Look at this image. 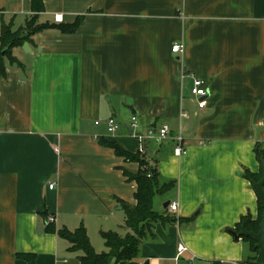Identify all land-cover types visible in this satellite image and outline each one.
<instances>
[{
    "label": "crops",
    "instance_id": "1",
    "mask_svg": "<svg viewBox=\"0 0 264 264\" xmlns=\"http://www.w3.org/2000/svg\"><path fill=\"white\" fill-rule=\"evenodd\" d=\"M41 1L34 11L31 0H0V32L34 15L48 26L13 47L21 65L5 58L0 73V264H29L17 254L78 264L82 253L47 225L84 227L96 252L106 250L102 231L126 232L120 202L134 205L137 190L126 172L140 165L103 140L155 168L158 188L170 184L152 205L171 221L153 225L138 264H246L249 243L233 232L259 214L244 173H261L264 152V0ZM78 17L72 32L58 29ZM191 76L207 84L203 108ZM132 115L139 132L166 124L168 136L140 153ZM108 118L119 122L114 134Z\"/></svg>",
    "mask_w": 264,
    "mask_h": 264
},
{
    "label": "trees",
    "instance_id": "2",
    "mask_svg": "<svg viewBox=\"0 0 264 264\" xmlns=\"http://www.w3.org/2000/svg\"><path fill=\"white\" fill-rule=\"evenodd\" d=\"M34 11L42 9L41 0H31ZM80 17L72 25H58V29L62 32H72L79 23ZM47 25L38 24L36 16H32L23 28L13 29L11 25L1 23L0 32V73H4L3 60L6 58L13 65L20 66L21 63L11 55V50L17 45H21L30 40L31 35L45 29ZM102 143L114 149L115 153L124 156L127 160L136 159L139 161V170L136 174L126 172V176L130 180H135L137 183V190L135 193L136 203L134 205H127L120 202V207L124 211V228L125 233L116 231H102L101 238L106 247L105 251L96 252L87 236L84 227L80 226L74 231L66 229L55 230L52 225H47L45 230L49 233L56 232L59 236L68 240L70 251H80L82 254L78 257V264H138L137 256L140 250V244L147 236L152 235V228L156 222H169L171 219L167 215L160 214L153 209L152 200L154 195L159 191L165 190L170 184L163 185L158 188V174L155 168H151L150 172L147 170V162L144 159L133 156L123 150L117 143L103 140ZM256 157L261 163V158L264 159V152L257 151ZM244 176L251 182L258 181L262 177V168L260 174H252L245 171ZM253 188V186H252ZM264 189V186H263ZM258 217L253 220L250 215L241 218L237 224V232L244 226L246 230L257 231L259 228L262 208L259 203ZM243 240L249 243L250 250L257 254L259 260V253L254 248V241L246 236H242ZM21 259H24L29 264H35L34 254H17ZM251 259L248 258L246 264H250Z\"/></svg>",
    "mask_w": 264,
    "mask_h": 264
},
{
    "label": "built area",
    "instance_id": "3",
    "mask_svg": "<svg viewBox=\"0 0 264 264\" xmlns=\"http://www.w3.org/2000/svg\"><path fill=\"white\" fill-rule=\"evenodd\" d=\"M56 19H61V17L56 16ZM183 51V45L180 43H175L171 46V52L173 53H181ZM189 75L188 73L184 72L181 74V76L185 77ZM192 77V86L190 88V95L191 98L194 99L197 102L198 108H203L206 105L205 97L208 94V87L204 80L196 77ZM99 121H95V124H99ZM105 126L106 131L108 134H114L117 129L119 128V122L114 118H108L105 120ZM130 128L132 129V136L135 137L138 142L140 143L139 152L143 153V142L145 140H155L160 141L163 140L168 136L169 133V127L166 124H162L156 129H147L144 133L139 132V120L136 115H132L130 117ZM175 139V147H174V155L180 156L185 152L184 147L182 146V136L180 134L176 135L174 137ZM49 188L54 187V183H51L48 185ZM170 212H176L178 210V204L177 203H171L168 206ZM49 221H53V217L48 218ZM178 254L182 253L184 250H186V247L184 244L180 243L178 244Z\"/></svg>",
    "mask_w": 264,
    "mask_h": 264
},
{
    "label": "water",
    "instance_id": "4",
    "mask_svg": "<svg viewBox=\"0 0 264 264\" xmlns=\"http://www.w3.org/2000/svg\"><path fill=\"white\" fill-rule=\"evenodd\" d=\"M23 46H27L26 43L23 44ZM132 113H135V111L132 109V107H129ZM261 167H262V177L258 181L252 182L253 189L255 191V194L259 200V203L262 208L261 213V220L259 224V228L257 231H250L246 230L244 226L241 227V230L237 232H233L234 236H246L253 240L254 248L258 250L259 253V260H252L250 261V264H264V159L261 158ZM169 202H166L163 206L166 207ZM143 264H146L143 263Z\"/></svg>",
    "mask_w": 264,
    "mask_h": 264
},
{
    "label": "rangeland",
    "instance_id": "5",
    "mask_svg": "<svg viewBox=\"0 0 264 264\" xmlns=\"http://www.w3.org/2000/svg\"><path fill=\"white\" fill-rule=\"evenodd\" d=\"M147 170L150 172V169H147ZM256 257H257V254L255 252H253L252 250H250L248 258L251 260H255V259H257Z\"/></svg>",
    "mask_w": 264,
    "mask_h": 264
}]
</instances>
